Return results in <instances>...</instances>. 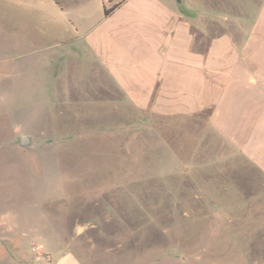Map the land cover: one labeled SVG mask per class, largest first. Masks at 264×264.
<instances>
[{
  "label": "rangeland",
  "instance_id": "1",
  "mask_svg": "<svg viewBox=\"0 0 264 264\" xmlns=\"http://www.w3.org/2000/svg\"><path fill=\"white\" fill-rule=\"evenodd\" d=\"M59 1L0 0V264H264V174L114 88L91 42L118 0Z\"/></svg>",
  "mask_w": 264,
  "mask_h": 264
},
{
  "label": "crops",
  "instance_id": "2",
  "mask_svg": "<svg viewBox=\"0 0 264 264\" xmlns=\"http://www.w3.org/2000/svg\"><path fill=\"white\" fill-rule=\"evenodd\" d=\"M91 56L137 107L206 114L264 174V0H118Z\"/></svg>",
  "mask_w": 264,
  "mask_h": 264
},
{
  "label": "water",
  "instance_id": "3",
  "mask_svg": "<svg viewBox=\"0 0 264 264\" xmlns=\"http://www.w3.org/2000/svg\"><path fill=\"white\" fill-rule=\"evenodd\" d=\"M177 3H181V0H176ZM18 143L21 146H29L32 143V139L29 135L27 134H21L19 135L18 138Z\"/></svg>",
  "mask_w": 264,
  "mask_h": 264
},
{
  "label": "trees",
  "instance_id": "4",
  "mask_svg": "<svg viewBox=\"0 0 264 264\" xmlns=\"http://www.w3.org/2000/svg\"><path fill=\"white\" fill-rule=\"evenodd\" d=\"M55 3L57 4H60V1L59 0H54ZM116 5H113L109 8H104L103 11H104V15H107Z\"/></svg>",
  "mask_w": 264,
  "mask_h": 264
}]
</instances>
